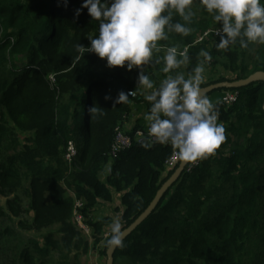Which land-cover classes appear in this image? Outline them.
<instances>
[{
	"label": "trees",
	"instance_id": "16d2710c",
	"mask_svg": "<svg viewBox=\"0 0 264 264\" xmlns=\"http://www.w3.org/2000/svg\"><path fill=\"white\" fill-rule=\"evenodd\" d=\"M83 2L68 0L65 7L64 0H0V197L6 198L5 207L0 203V216H6V210L12 217L23 213L17 193L27 181L33 219L19 225L37 232L55 226L61 235L58 239L50 232L43 247L32 241L40 260L26 246L11 249V264H53L46 260L53 251L65 260L74 250L87 253L89 245L73 223L76 201L84 202L78 215L91 226L88 239L103 244L107 258L111 236L105 234L113 218L93 221L94 208L111 204L120 195L118 214L124 230L146 211L178 168L171 170L166 164L178 150L154 143L149 134L145 114L152 102L145 97L153 89L138 85L141 71L158 88L169 75L185 73L187 79L201 63L225 60L224 67L235 77L202 83L201 89L264 73V43L259 42L255 59L247 63L245 57L258 42H248L244 48L238 37L226 48H218L215 34L210 42H198L197 35L207 31L210 23L193 15L185 21L174 9L163 14L171 15V23L190 28L187 36L165 26L168 38L156 42L148 65L131 71L126 66L109 67L95 53L77 51L78 44L88 47L89 38L99 35L100 22L82 8ZM77 9H81L79 16ZM173 46L178 59L182 52L189 59L165 73L164 56ZM201 50L211 60H205ZM22 57L26 63L19 67ZM103 67L106 70L101 71ZM121 91L136 94L116 104ZM227 91L240 95L229 108L221 102ZM207 97L218 99L213 104L219 112L217 122L225 127V141L200 158L190 172V166L184 171L156 210L117 248L115 264H264V80L239 89L215 90ZM93 106L102 108L103 114L89 113ZM135 114H143V119L130 124ZM118 126H124L128 136L137 131L144 136L132 148L115 152ZM24 134L29 137L21 146ZM71 142L78 155L69 163L65 154ZM66 187L72 190V198L67 197ZM12 231L11 225L0 226V255L3 240L14 236ZM0 264H6L1 257Z\"/></svg>",
	"mask_w": 264,
	"mask_h": 264
},
{
	"label": "clouds",
	"instance_id": "9594fccd",
	"mask_svg": "<svg viewBox=\"0 0 264 264\" xmlns=\"http://www.w3.org/2000/svg\"><path fill=\"white\" fill-rule=\"evenodd\" d=\"M68 0H64L67 7ZM193 0H84L82 8L87 9L93 20L99 21V35L89 38L90 45L76 46L81 54L95 53L106 59L109 67H134L148 65L156 42L166 40L168 31L187 36L191 29L180 22L171 23V15H164L166 9H174L185 21H190L193 13L189 6ZM214 20L221 24L218 48H226L240 37V44L247 48L248 42L264 43V4L261 0H201ZM81 9H77L79 16ZM246 38V39H245ZM205 60H211L207 51L201 50ZM175 46L167 49L164 56L163 72L180 68L187 63L186 52L179 53ZM194 75L185 78L183 73L167 76L158 88H154L149 75L143 71L138 76V85L153 89L145 98L152 102L150 112L145 114L150 122L149 134L161 144H171L178 150L182 161H196L214 151L225 141V127L218 123L216 106L203 93L200 85L204 79L203 63L194 68ZM135 91L119 92L114 103H126ZM110 97L106 96L105 99ZM96 106L89 113L103 114ZM111 238L107 241L111 252L123 247L126 232L121 230V222L116 218L111 224Z\"/></svg>",
	"mask_w": 264,
	"mask_h": 264
},
{
	"label": "rangeland",
	"instance_id": "374dc122",
	"mask_svg": "<svg viewBox=\"0 0 264 264\" xmlns=\"http://www.w3.org/2000/svg\"><path fill=\"white\" fill-rule=\"evenodd\" d=\"M104 2V0H102ZM191 12L193 13L194 18L199 21V22H205V23H210V26L207 31H205L203 34L199 33L197 35V38L199 40H208L212 34L215 32H219L221 28V24L219 22H216L213 18L214 14L213 13H208L206 8L203 6L201 3V0H193L192 4L189 6ZM210 32L209 36L207 37L206 32ZM209 42L211 40H208ZM259 45L258 43H255L253 49L247 54L245 57V60L247 63H251L255 59V54H256V49ZM26 61L22 57L18 59L17 64L19 67H22ZM226 63L225 60H214L211 62H205L203 64L204 66V79L202 83L206 84L211 81H216L219 78H228L232 79L235 77V74L232 73L231 71H228L225 67L224 64ZM101 71L106 70L105 67L100 68ZM185 75V73H183ZM201 83V84H202ZM95 114V113H92ZM122 125V124H121ZM124 130L126 131L127 129L124 128V126H121ZM81 128L76 131V137L79 135ZM29 137V134H24L20 136V141H21V146L25 145L27 143V138ZM109 167L103 170V174L101 175L103 179L108 174ZM25 183V188L27 189L28 182L24 181ZM25 188H22L18 193V197L21 200V203L23 205V213L19 217H12L9 215L7 212L6 208V216H0V226L3 227L5 225H11L13 226V233L14 236H6L2 242V253L0 255L1 261L6 263V264H11L10 263V250L15 249V248H20L23 246L28 247L31 252L37 257V259H41L40 254L37 253L36 251L34 252V248L31 247L32 241L35 240L40 243V246L43 247L45 244V237L50 233H55L56 238H60L61 235L58 233V227H51L50 229L44 230L42 232H37L35 229H28L22 227L19 225V221H23L24 223H31L33 219V212L30 210L29 207V199L26 196ZM66 189V194L67 197L72 198L73 193L72 190L69 188ZM13 197V196H12ZM0 203L1 206L5 207L6 203V198L0 197ZM84 203V202H83ZM119 210H122V205H121V198L120 195H116L114 202L111 204H106V203H101L98 207L94 208V215L90 218L93 219V221H102L106 217H112L113 221L116 218H120V214H118ZM73 223L74 226H79V228H75L76 231L81 234V238L88 243L89 245V251L87 253L81 252L74 250V252L71 254L70 258L64 259L63 254H60L56 251H53L50 256L46 258L47 261L53 263V264H106L107 258L103 255L104 247L103 244L94 245L92 241H90V236L92 235V229L91 226L88 222V219L85 216H80L76 219L75 214H73ZM92 223V222H91ZM107 233H112L111 232V226L106 229ZM81 232V233H80ZM89 238V239H88ZM65 255V252H64ZM75 255H78V262H75Z\"/></svg>",
	"mask_w": 264,
	"mask_h": 264
},
{
	"label": "water",
	"instance_id": "95a60500",
	"mask_svg": "<svg viewBox=\"0 0 264 264\" xmlns=\"http://www.w3.org/2000/svg\"><path fill=\"white\" fill-rule=\"evenodd\" d=\"M256 80H264V73L262 72L255 73L249 76L247 79L241 80L239 82H222V83L213 84V85L202 88V90H203V93L207 96L213 91L219 90V89H239V88L249 85L250 83ZM190 163L191 161L181 160L179 167L175 170V172L170 177V179L166 183H164L161 189L157 192L156 197L154 198L152 203L149 205V207L146 209V211L143 214H141V216L130 227L122 230L126 232L124 240L129 235H131L133 231H135L137 227L140 226L156 210V208L158 207L164 195L174 185V183L180 179V177L183 175L184 171L190 165ZM117 248L118 247H116L111 252L107 250L106 264H115L114 255H115Z\"/></svg>",
	"mask_w": 264,
	"mask_h": 264
},
{
	"label": "built area",
	"instance_id": "2783aa9c",
	"mask_svg": "<svg viewBox=\"0 0 264 264\" xmlns=\"http://www.w3.org/2000/svg\"><path fill=\"white\" fill-rule=\"evenodd\" d=\"M218 32H215L214 34L216 36ZM205 34H207V37L209 36L210 32H206ZM203 41L199 40L198 42ZM239 93L238 92H231V91H227L223 93L221 102L224 104V106L226 107H231L233 106L235 103H237L238 99H239ZM124 129L121 126H118L117 129L115 130V145H114V151L117 152L119 150H126L129 148H132L136 142H140L141 138L144 136V132L141 131H137L136 133H134L133 137L128 136L125 131H123ZM152 140L155 142H158L156 140L155 137L152 138ZM170 144V143H169ZM78 155V149L76 147V145L74 144V142L69 143V146L67 148L66 154H65V160L68 161L69 163H72L75 158ZM181 160L178 156V151H175L173 156L167 161V165L168 168L173 170L176 169V167L180 165ZM200 163L199 159H197L196 161H193L192 163H190V167L187 169L188 172L191 171V168L198 166V164ZM83 206L82 201H76V210H75V217L76 219L78 217H80L78 215V209H80ZM80 225L76 226L75 228H79ZM112 233H106L105 234V238L111 236Z\"/></svg>",
	"mask_w": 264,
	"mask_h": 264
},
{
	"label": "crops",
	"instance_id": "0c3cea01",
	"mask_svg": "<svg viewBox=\"0 0 264 264\" xmlns=\"http://www.w3.org/2000/svg\"><path fill=\"white\" fill-rule=\"evenodd\" d=\"M210 99V101L213 103V102H217V98L216 99H214V98H209ZM141 117V118H140ZM140 118V119H139ZM143 119V114H140V115H133V117H132V119H131V121H129V123L130 124H134L135 122H138L139 120H142ZM145 123H146V125H148L150 122L148 121V120H145ZM101 205V204H100Z\"/></svg>",
	"mask_w": 264,
	"mask_h": 264
}]
</instances>
